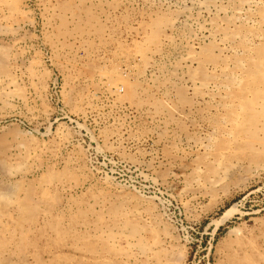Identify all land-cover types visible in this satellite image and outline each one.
Segmentation results:
<instances>
[{"label":"rangeland","instance_id":"1","mask_svg":"<svg viewBox=\"0 0 264 264\" xmlns=\"http://www.w3.org/2000/svg\"><path fill=\"white\" fill-rule=\"evenodd\" d=\"M181 6L0 0V264H264V39L208 158L181 114Z\"/></svg>","mask_w":264,"mask_h":264},{"label":"bare ground","instance_id":"2","mask_svg":"<svg viewBox=\"0 0 264 264\" xmlns=\"http://www.w3.org/2000/svg\"><path fill=\"white\" fill-rule=\"evenodd\" d=\"M174 1L184 8L182 21L194 28L193 41L181 42L176 51L182 62L178 75L189 84L195 99L193 107L181 111L183 115L190 112L194 117L190 120L195 136L188 137L187 143L212 158L222 151L226 141L234 138L231 127L241 116L239 108L243 106L242 92L246 89L241 85L245 79L243 67L247 65L246 61L261 62V53L255 44L264 39V0ZM230 27L234 31L229 30V33L227 28ZM203 38L215 44L222 57L217 62L206 60L207 55L195 51ZM202 63L210 76L201 77L185 71L190 64ZM229 78H232L230 82ZM13 124L5 116L0 118V138L10 133L9 127Z\"/></svg>","mask_w":264,"mask_h":264}]
</instances>
